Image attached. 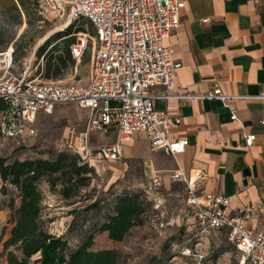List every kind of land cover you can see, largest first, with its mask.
<instances>
[{"label":"built area","instance_id":"built-area-1","mask_svg":"<svg viewBox=\"0 0 264 264\" xmlns=\"http://www.w3.org/2000/svg\"><path fill=\"white\" fill-rule=\"evenodd\" d=\"M58 16L70 21L80 18L90 21L94 36L80 32L70 45L74 59L80 60L92 40L93 56L88 82L61 84L31 77V61L20 74H14L13 50L0 52V98L10 108L0 115V134L23 139L33 136L36 116L52 113L60 104H76L90 114L83 130L67 128L64 147L77 154L89 166L116 161L123 156V145L136 132L146 134L152 149L163 150L174 157L183 152L186 138L171 137V131L181 120L154 107L156 95L151 87L162 84L166 97L174 84L181 64L174 60V51L164 44L171 31L180 25V0H44ZM181 99H220L229 95L220 88L197 94L177 95ZM262 98L264 95L261 96ZM234 119L237 116L233 115ZM264 123V121L262 122ZM116 132L115 140L93 146V133ZM255 135L245 138L252 146ZM205 172L188 176L178 166L171 174L174 182L185 187V204L196 234L209 235L218 228H227V240L240 254V264H264V227L255 231L253 218L264 219V196L229 212L230 198L205 191L209 180ZM162 185L158 176L152 177L149 188ZM198 247V246H197ZM182 255L193 256L200 264L204 254L184 244H173Z\"/></svg>","mask_w":264,"mask_h":264},{"label":"crops","instance_id":"crops-1","mask_svg":"<svg viewBox=\"0 0 264 264\" xmlns=\"http://www.w3.org/2000/svg\"><path fill=\"white\" fill-rule=\"evenodd\" d=\"M179 9L180 25L164 40L181 64L171 96L162 84L151 91L156 109L181 120L170 136L188 144L174 157L136 132L123 145L124 164L143 157L150 178L158 176L165 187L183 184L171 179L178 166L190 177L205 172L204 190L229 197L228 211L235 212L264 196V0H180ZM215 88L230 98L177 97ZM250 134L255 140L246 147ZM251 226L262 230L264 219L253 218Z\"/></svg>","mask_w":264,"mask_h":264},{"label":"rangeland","instance_id":"rangeland-1","mask_svg":"<svg viewBox=\"0 0 264 264\" xmlns=\"http://www.w3.org/2000/svg\"><path fill=\"white\" fill-rule=\"evenodd\" d=\"M23 2L24 5L18 0H0V51L13 50L11 71L20 74L31 61V77L38 76L43 81L61 84L88 82L93 56L92 40L82 58L79 61L75 59L74 64L65 67L54 78L46 77L45 72L51 55L45 52L46 55L39 56L37 50L50 37L51 42L60 46L70 40L76 42L80 32L93 37L94 28L90 21L83 18L70 21L65 16H58L44 0ZM89 114L88 109L76 104H60L52 113L41 112L35 121L36 133L25 137L24 141L0 134V157L6 158L8 162L15 159L52 158L56 152L65 149L63 144L67 128L74 126L83 130ZM114 131L93 133L92 145L111 143L116 135ZM126 160L123 155L116 161L96 163L90 185L82 189L78 197L70 199L59 194V187L51 190L48 183L42 180L39 187L44 195L43 220L48 229L53 234L63 235L74 247L86 237L83 221L87 220L88 225L94 222L100 224L107 211V208L103 212L96 209L86 211L83 206L96 198L109 202L115 194L125 190H140L152 202V208L143 216V223L132 228L123 241H113L107 233H95L92 247L120 250L123 257L118 264H186V260L181 257L172 258L170 249L172 241H185L194 230L185 204L184 185L173 183L170 187L161 186L152 190L149 188L151 173L144 158L134 157L124 164ZM19 203L17 188L4 185L0 178V234L4 240L9 237L14 211ZM192 248L204 254L200 264H239V252L220 232L210 233L208 239L193 243ZM34 260L35 257L30 264H36ZM0 264H7L2 245Z\"/></svg>","mask_w":264,"mask_h":264},{"label":"trees","instance_id":"trees-1","mask_svg":"<svg viewBox=\"0 0 264 264\" xmlns=\"http://www.w3.org/2000/svg\"><path fill=\"white\" fill-rule=\"evenodd\" d=\"M18 1L24 5L23 0ZM51 39L52 37L47 39L37 50L39 56L47 53L51 55L45 67L48 78L57 77L65 67L75 62L70 49L73 40L60 46L51 42ZM2 51L5 49L0 52ZM9 108V102L0 98V115ZM33 126L35 127V122ZM71 152L65 148L56 152L52 158L15 159L10 162L0 157L1 180L4 185L16 187L20 195L9 237L4 240L0 234V245L6 252L7 264H30L33 257L36 264H118L123 257L122 252L115 248H93L94 234L107 233L109 239L123 241L132 228L143 223L144 214L152 208L151 200L142 191L125 190L115 194L109 202L96 198L83 206L86 211L96 209L103 212L105 208L107 211L104 212V220L100 224L94 222L88 225L87 220L83 221L86 237L78 245L72 247L63 235L50 232L43 220L44 195L39 183L46 181L51 190L59 187V194L70 199L78 197L81 190L88 187L92 180L94 168ZM212 232H220L227 240V228H218ZM205 239H208V235H199L192 230L185 241H172V258L181 257L186 260V264H194L196 260L193 256L182 255L179 249L173 248V244L193 247V243H200Z\"/></svg>","mask_w":264,"mask_h":264},{"label":"bare ground","instance_id":"bare-ground-1","mask_svg":"<svg viewBox=\"0 0 264 264\" xmlns=\"http://www.w3.org/2000/svg\"><path fill=\"white\" fill-rule=\"evenodd\" d=\"M48 38V37H47Z\"/></svg>","mask_w":264,"mask_h":264}]
</instances>
